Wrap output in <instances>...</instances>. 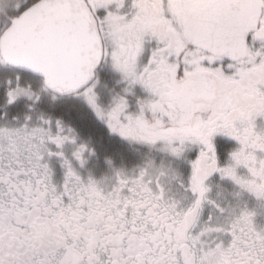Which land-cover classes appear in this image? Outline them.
<instances>
[{"label": "snow or ice", "instance_id": "snow-or-ice-1", "mask_svg": "<svg viewBox=\"0 0 264 264\" xmlns=\"http://www.w3.org/2000/svg\"><path fill=\"white\" fill-rule=\"evenodd\" d=\"M0 264H264V0H0Z\"/></svg>", "mask_w": 264, "mask_h": 264}]
</instances>
